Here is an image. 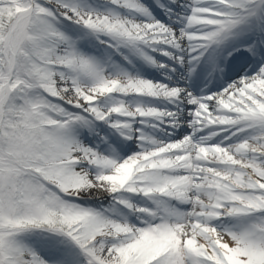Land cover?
I'll use <instances>...</instances> for the list:
<instances>
[{
  "label": "snow or ice",
  "instance_id": "obj_1",
  "mask_svg": "<svg viewBox=\"0 0 264 264\" xmlns=\"http://www.w3.org/2000/svg\"><path fill=\"white\" fill-rule=\"evenodd\" d=\"M0 264H264V0H0Z\"/></svg>",
  "mask_w": 264,
  "mask_h": 264
},
{
  "label": "bare ground",
  "instance_id": "obj_2",
  "mask_svg": "<svg viewBox=\"0 0 264 264\" xmlns=\"http://www.w3.org/2000/svg\"><path fill=\"white\" fill-rule=\"evenodd\" d=\"M153 72H154L153 69H146V73L148 75V78H151ZM199 86L204 87V85H199Z\"/></svg>",
  "mask_w": 264,
  "mask_h": 264
}]
</instances>
